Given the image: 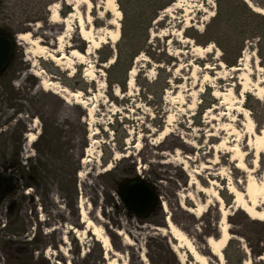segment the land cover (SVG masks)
Instances as JSON below:
<instances>
[{"label": "rangeland", "instance_id": "rangeland-1", "mask_svg": "<svg viewBox=\"0 0 264 264\" xmlns=\"http://www.w3.org/2000/svg\"><path fill=\"white\" fill-rule=\"evenodd\" d=\"M104 1L92 0L95 42L85 59L73 58V71L67 62L57 66L47 56L30 54L31 46L17 40L31 32L55 49V39L45 38L47 27H56L50 8L60 4L66 18L73 12L68 0H0V32L12 42L0 73V177H15L12 193L0 199V264L108 263L97 237H80L85 225L79 205L109 236L121 264H199L185 248L175 252L168 218L219 264L206 240L219 237L221 207L200 185L219 191L225 201L233 236L225 263L264 264V222L251 220L230 193H244L247 177L261 181L264 171V154L256 163L264 149L254 144L249 127L252 122L259 132L264 126V97L259 100L255 91L258 81L264 87L257 42H246L235 66L240 71H234L217 45L209 44L210 53L197 51L205 46L192 38L215 17L216 0H175L159 12L170 0H116L120 18ZM244 1L264 7V0ZM118 21L121 36L115 42ZM123 41L144 48L132 65L134 86L127 81L125 89L109 79L129 80V74H110L114 63L99 61L102 46L116 52ZM64 45L87 52L76 20ZM207 67L215 70L208 73ZM156 81L152 96L144 85ZM239 83H247L251 93L243 94ZM234 149L240 156L232 164ZM240 161L254 173L239 171ZM136 176L153 184L160 197L146 219L130 214L119 196L120 183Z\"/></svg>", "mask_w": 264, "mask_h": 264}, {"label": "bare ground", "instance_id": "bare-ground-1", "mask_svg": "<svg viewBox=\"0 0 264 264\" xmlns=\"http://www.w3.org/2000/svg\"><path fill=\"white\" fill-rule=\"evenodd\" d=\"M68 4L73 5V12L70 13V15L66 18H63L60 15V4H54L50 8V11L52 13L51 15V22L52 24H55L56 27L48 26V33L47 37L45 38H51L55 39V49H52L53 44L51 42L46 43L44 39L41 38H35L31 32H27L21 35L17 36V40L23 42L26 45L31 46L30 54H40L42 57L45 58L47 56L50 61L57 64V66L65 65V62L67 64H70L67 68L75 70L73 58L77 59H85V57L91 53V50L93 49L92 45L95 42V34H94V25H93V17L91 15V10L94 7V4L92 3V0H68ZM248 2V1H246ZM104 4L109 12H113L116 15H118V18H120L121 12L117 9V3L116 0H105ZM248 4L253 7V9L261 14H264V8H258L252 3L248 2ZM85 7V12L82 11V8ZM76 20L79 24V30L80 34L82 35L83 41L88 43L87 52L82 53L77 48L76 45H71V51H69V47L64 45V39L67 37V34L70 36V33L72 32V26L73 21ZM65 27L62 32H60V26ZM86 25H90L91 28L87 27ZM111 25H114L111 23ZM40 27V26H37ZM116 31L113 33L115 37V42L119 41L121 36V24L118 21L116 24ZM46 34V33H45ZM45 43L48 45L46 46ZM105 44V43H104ZM51 47V49H50ZM214 47V45H209L206 47H196L197 51H205L210 53L211 49ZM110 63H114V59H112ZM221 66V64L219 65ZM206 70L208 73H212L215 69L212 67H207ZM234 71H240L239 67L232 68ZM36 76V75H35ZM137 74L135 70H131L129 73V80H128V86L133 87L135 83V78ZM250 79L247 80V82ZM262 81H258L255 84V91L258 92V99L261 100L264 97V87H262ZM53 83L46 82V86H51ZM244 87L243 94L245 93H251L250 91H247L248 84L247 83H239V86ZM51 89L49 88V91ZM73 95H77V93H72ZM215 97L220 98L222 95L220 94H214ZM219 108L215 107V111H218ZM169 124V123H168ZM170 125V124H169ZM249 127L251 131H253L252 138L255 137V145L259 149H264V126L261 129V131H254V125L252 122L249 123ZM27 138H29L28 143H33L35 140L32 136L28 135ZM212 139H218L216 136H212ZM254 139V138H253ZM254 142V141H253ZM261 153H258L257 155V161L259 159V156L261 154H264V151H260ZM229 153H233L235 157L231 159V163H237L238 157L240 156V151L238 149H234L229 151ZM238 156V157H237ZM118 159V157H116ZM242 158V157H241ZM112 167V165H109L107 169L109 170ZM236 168L240 171H244L247 173H254L251 170L248 169V167L245 165V162L240 161V165L236 166ZM81 182H84V178L80 175ZM196 184V182H193ZM213 186L217 185V182L212 181ZM246 189L243 191L244 193H238L232 190L230 193L234 196V204L236 207H238L240 210L245 212L247 216L251 220L254 221H261L264 222V171L261 176V181L253 178L252 176H248L247 180L245 181ZM200 192L203 194H210L217 204H219L220 211H221V223L219 226V237H209L206 242L209 250L211 251V254L217 259L219 264H226L225 262V255L224 250L228 244V242L233 238V236L230 234V228H229V222L228 217L229 214L227 210L224 208L225 201L223 197L220 195L219 191L211 189H207L203 187L202 185L199 186ZM259 199H262V205H260ZM203 204H200L202 206ZM263 206V207H262ZM79 209L81 210V224L85 225V231H83L80 235V237H84L87 232H91L93 236L97 237L98 240L103 244L104 248H106V254L105 259L108 260V263L106 264H121L120 263V257L121 255L117 252H113L112 249V243L109 238V236L104 232V229L101 226H98L87 214L86 210L83 208L82 205H79ZM190 213H194V209H188ZM196 212H198L199 216H202L204 213V209L200 207ZM167 228L169 230V233L172 235L173 239H175L178 242V245L174 248L175 252L178 253V250L185 248L190 256L193 257V259L199 263V264H212L210 260L201 254L197 247L194 245V243L190 240V238L178 228V226L174 223V221L171 218L167 219ZM80 232V231H77ZM122 235V233L120 234ZM127 243L130 242V239L128 237L125 238ZM110 253L114 255V258H110ZM179 255V254H178ZM179 258L181 260L185 259V256L181 254L179 255ZM143 261H145V256H142ZM264 261V256L261 258ZM245 264H251V262H247Z\"/></svg>", "mask_w": 264, "mask_h": 264}, {"label": "trees", "instance_id": "trees-1", "mask_svg": "<svg viewBox=\"0 0 264 264\" xmlns=\"http://www.w3.org/2000/svg\"><path fill=\"white\" fill-rule=\"evenodd\" d=\"M174 1L170 0L168 3L163 4L157 11L166 9ZM216 2L218 6L215 17L206 25L202 33H196L192 35V38L199 45L205 47L212 43L217 45L222 50L224 62L229 67L237 65L247 41H256L257 56L260 58L261 63H264V14L255 12L244 0H227V2L216 0ZM156 17L154 16L153 20ZM116 49L117 51L114 52L110 47L102 46L99 50L101 55L99 61L107 64L114 59V65L110 67L109 73L113 74L115 71L123 69L126 76H128L135 58L144 48L138 47L135 41H131L129 45H125L123 41V43L117 44ZM230 56L233 57L230 58ZM127 81L128 77L122 81L112 75L109 84H118L122 89H125ZM157 81L154 83L146 82L144 85V89L152 96L154 95L152 91L158 85ZM166 84L163 88L167 86Z\"/></svg>", "mask_w": 264, "mask_h": 264}, {"label": "water", "instance_id": "water-1", "mask_svg": "<svg viewBox=\"0 0 264 264\" xmlns=\"http://www.w3.org/2000/svg\"><path fill=\"white\" fill-rule=\"evenodd\" d=\"M12 42L6 37H0V73H2L10 59ZM7 187L0 190L1 199H4L14 190L13 177H0ZM2 186V184H0ZM119 196L125 209L138 218H148L157 208L160 200L156 187L144 180L141 176L125 179L119 185Z\"/></svg>", "mask_w": 264, "mask_h": 264}, {"label": "flooded vegetation", "instance_id": "flooded-vegetation-1", "mask_svg": "<svg viewBox=\"0 0 264 264\" xmlns=\"http://www.w3.org/2000/svg\"><path fill=\"white\" fill-rule=\"evenodd\" d=\"M0 37H6V38H8L7 36H5L4 34H2L1 32H0ZM8 39L11 40L10 38H8ZM6 177H13V179L15 181V177L13 175L6 176ZM14 181L12 183L11 182H8V184H12L13 185ZM0 184H2V186L0 185V190L3 189V188L5 189L7 187V185L5 183H2L1 178H0ZM0 197H1V194H0Z\"/></svg>", "mask_w": 264, "mask_h": 264}]
</instances>
